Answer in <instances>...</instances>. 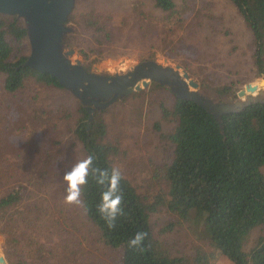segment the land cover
<instances>
[{"label":"rangeland","instance_id":"rangeland-1","mask_svg":"<svg viewBox=\"0 0 264 264\" xmlns=\"http://www.w3.org/2000/svg\"><path fill=\"white\" fill-rule=\"evenodd\" d=\"M77 1L78 24L68 22L74 33L65 43L75 49L89 72L98 69L99 74H112L142 61L167 60L180 65L216 102L238 100L239 91L264 79L255 77L253 37L230 0H173L174 12L161 11L154 0ZM90 14L104 30L95 32L82 22ZM11 45L13 61L29 51L25 40H11ZM4 78L0 73V174L4 172L0 190L24 183L35 191L39 204L35 211L43 218L34 222L36 232L43 235L46 230L48 241L43 245L58 251L68 264H122L119 251L100 243L81 205L65 201L63 176L84 159L73 132L80 117L78 100L34 77L9 93ZM224 86L229 92L218 93ZM260 91L263 96L264 86ZM172 95L167 88L150 84L95 112L106 127L104 141L115 147L112 166L149 201L166 197L168 191L163 168L172 160L173 148L166 136L174 124L161 118L160 103L171 108ZM261 172L264 175V167ZM150 225L155 238L173 255L187 258L188 264L200 254L214 255L209 264H233L210 244L198 225L178 224L165 206L151 214ZM260 238H264V225L250 232L245 252ZM3 242L0 235L4 258Z\"/></svg>","mask_w":264,"mask_h":264},{"label":"trees","instance_id":"trees-1","mask_svg":"<svg viewBox=\"0 0 264 264\" xmlns=\"http://www.w3.org/2000/svg\"><path fill=\"white\" fill-rule=\"evenodd\" d=\"M230 1L253 37L255 77L264 76V0ZM154 6L163 12L175 11L173 0H154ZM78 20L74 9L68 22L78 24ZM82 22L95 32L105 29L94 14L86 16ZM9 37L28 44L26 30L19 21L0 15V73L5 75L6 91L16 92L30 77L62 88L57 79L24 66L30 49L27 54L11 60ZM151 85L163 87L157 83ZM228 89L224 86L217 91L226 94ZM172 96L171 108L160 103L161 118L174 124L166 136L173 148L172 160L163 168V177L168 183L166 197L149 201L122 175V214L116 218L114 226L109 227L98 207L100 193L106 185L97 184L98 174L90 169L88 183L81 187L80 196L86 219L101 244L121 253L122 264H188L187 258L173 255L155 238L150 217L159 206H165L174 214L178 224L188 221L198 225L210 244L233 264H264V238L249 251L244 250L250 232L264 225V175L261 172L264 167V100L251 103L239 112L225 114L218 122L194 102ZM79 112L73 132L82 146L84 158L92 155L93 168L110 171L113 168L110 156L115 147L104 141L105 124L96 113L87 129L88 113L80 103ZM34 183L40 187L36 181ZM35 195L24 183H14L0 190L4 258L8 264H68L58 251L43 245L48 241L47 231L42 230L44 236L36 232L34 222L38 224L43 218L35 211L39 205ZM26 227L31 231H26ZM138 231L147 233L142 249L128 244ZM213 258L214 255L200 254L193 264H209Z\"/></svg>","mask_w":264,"mask_h":264},{"label":"water","instance_id":"water-1","mask_svg":"<svg viewBox=\"0 0 264 264\" xmlns=\"http://www.w3.org/2000/svg\"><path fill=\"white\" fill-rule=\"evenodd\" d=\"M77 0H0V15L12 16L26 30L29 55L24 66L57 79L63 89L75 97L88 113V125L95 112L116 101L147 88L152 83L170 89L178 99L192 101L211 113L220 122L221 117L239 112L251 103L264 100L258 84H248L238 92V100L229 98L216 102L199 89L198 84L178 64L154 60L128 65L112 74L89 72L82 65L75 49L65 43L74 30L68 25ZM123 64V61H121ZM0 264H6L0 255Z\"/></svg>","mask_w":264,"mask_h":264},{"label":"clouds","instance_id":"clouds-1","mask_svg":"<svg viewBox=\"0 0 264 264\" xmlns=\"http://www.w3.org/2000/svg\"><path fill=\"white\" fill-rule=\"evenodd\" d=\"M94 157L88 155L86 158L79 160L71 169L65 172L63 179L66 183L65 201L67 203L81 204V187L88 183L90 169L96 173V182L101 186H105L100 193L99 213L109 227L114 226L116 218L122 214V194L120 192V184L122 174L119 168L113 167L109 170L93 168ZM147 236L146 232L138 231L128 241L130 247L141 248L143 241Z\"/></svg>","mask_w":264,"mask_h":264},{"label":"flooded vegetation","instance_id":"flooded-vegetation-1","mask_svg":"<svg viewBox=\"0 0 264 264\" xmlns=\"http://www.w3.org/2000/svg\"><path fill=\"white\" fill-rule=\"evenodd\" d=\"M105 75H108V74H105Z\"/></svg>","mask_w":264,"mask_h":264}]
</instances>
